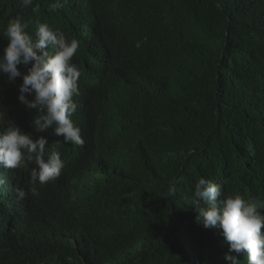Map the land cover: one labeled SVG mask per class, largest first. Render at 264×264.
Wrapping results in <instances>:
<instances>
[{
    "label": "trees",
    "instance_id": "16d2710c",
    "mask_svg": "<svg viewBox=\"0 0 264 264\" xmlns=\"http://www.w3.org/2000/svg\"><path fill=\"white\" fill-rule=\"evenodd\" d=\"M66 2L53 10L54 0H34L41 11L33 13L21 0H0V54L3 29L17 15L33 36L46 21L73 38ZM112 3L122 10H88L93 40L122 36L146 56L131 53L124 67L137 71L148 60L163 82L128 96L123 114L99 115L115 133L103 161L70 163L36 195L20 198L9 187V200L0 190V264H227L221 230L196 223L191 200L201 176L226 194L264 198V0ZM79 45L78 64L88 57ZM20 83L0 74V112L20 107ZM239 259L247 264L246 255Z\"/></svg>",
    "mask_w": 264,
    "mask_h": 264
},
{
    "label": "clouds",
    "instance_id": "9594fccd",
    "mask_svg": "<svg viewBox=\"0 0 264 264\" xmlns=\"http://www.w3.org/2000/svg\"><path fill=\"white\" fill-rule=\"evenodd\" d=\"M63 2L54 0L52 9L62 8ZM71 3L83 7L70 9ZM21 6L31 7L33 13L41 11L34 0H21ZM113 7L122 10L112 0H67L64 10L74 24L71 39L46 21L37 23L33 36L30 22L20 15L5 25L2 35L8 43L0 54V74L9 82L22 78L20 107L0 112V190L8 191L9 200L13 199L10 188L23 198L58 182L70 163L103 161L106 144L115 133L107 132L99 115L123 114L129 110L128 96H140L151 83L163 82L161 68L148 60L137 71L124 67L131 53H144L131 49L133 43L122 36L110 35L107 43L93 40L96 25L88 10L111 13ZM79 43L86 44L88 57L78 64ZM107 179L108 174L99 175L95 185ZM180 179L169 184V196L175 195ZM191 204L196 223L221 230L228 245L227 264H241L242 255L247 256V264H264V198L226 194L221 183L201 176L194 184Z\"/></svg>",
    "mask_w": 264,
    "mask_h": 264
}]
</instances>
